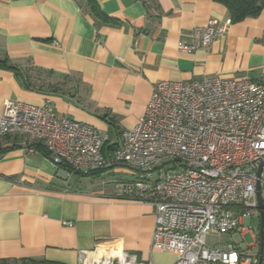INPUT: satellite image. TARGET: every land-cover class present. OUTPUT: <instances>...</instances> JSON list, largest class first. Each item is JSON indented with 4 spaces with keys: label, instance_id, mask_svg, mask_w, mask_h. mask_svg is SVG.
I'll return each instance as SVG.
<instances>
[{
    "label": "crops",
    "instance_id": "crops-1",
    "mask_svg": "<svg viewBox=\"0 0 264 264\" xmlns=\"http://www.w3.org/2000/svg\"><path fill=\"white\" fill-rule=\"evenodd\" d=\"M94 1L96 15L85 0H0V117L6 99L49 101L58 117L106 131L109 152L143 116L158 82L264 80V12L226 24L207 47L180 52L192 27L230 20L223 5ZM28 140L0 135V148L15 146L0 156V264H80L82 254L119 250L172 264V253L151 250L153 207L115 195L114 182L131 174L69 171L39 143L27 152Z\"/></svg>",
    "mask_w": 264,
    "mask_h": 264
},
{
    "label": "built area",
    "instance_id": "built-area-1",
    "mask_svg": "<svg viewBox=\"0 0 264 264\" xmlns=\"http://www.w3.org/2000/svg\"><path fill=\"white\" fill-rule=\"evenodd\" d=\"M228 23L192 27L189 43L178 50L207 47ZM0 135L28 137L27 152L35 153L39 143L53 164L80 173L128 171L133 178L115 181V195L153 207L150 247L172 253V264H264V217L261 259L259 250L250 251L260 245L259 236L252 233L251 245L243 239L254 212L260 223L257 186L264 207V80L158 82L143 116L109 152L106 131L58 117L49 101L6 99ZM210 234L228 241L209 246ZM80 264L145 263L119 250L93 259L82 254Z\"/></svg>",
    "mask_w": 264,
    "mask_h": 264
},
{
    "label": "trees",
    "instance_id": "trees-1",
    "mask_svg": "<svg viewBox=\"0 0 264 264\" xmlns=\"http://www.w3.org/2000/svg\"><path fill=\"white\" fill-rule=\"evenodd\" d=\"M90 12L98 13V7L94 0H85ZM221 5H223L227 11V15L232 23H238L244 21L248 18H255L260 13L264 12V0H214ZM1 64V63H0ZM120 134V133H119ZM109 142V141H108ZM108 144V143H107ZM106 144V146H107ZM105 146V148H106ZM15 146L0 148V156L9 150L13 149ZM40 151L48 156L45 149L40 148ZM69 171H73L68 166L63 167ZM101 170L85 173V175H90L91 173H96ZM77 172V171H76ZM80 173V172H79Z\"/></svg>",
    "mask_w": 264,
    "mask_h": 264
},
{
    "label": "rangeland",
    "instance_id": "rangeland-1",
    "mask_svg": "<svg viewBox=\"0 0 264 264\" xmlns=\"http://www.w3.org/2000/svg\"><path fill=\"white\" fill-rule=\"evenodd\" d=\"M128 173V171L126 172ZM264 178V176L262 177ZM250 226H251V231H249L248 233H246L244 236H243V239H244V242L247 244V245H251L253 243V235L252 233L258 237L259 236V219L256 215V213L254 212L253 213V216H252V220L250 222ZM227 242V237L226 236H218L216 234H210L207 236L206 238V244L209 245V246H214V245H223ZM259 250V246L256 245L255 247H253L250 251L253 252V253H256L258 252ZM249 250H246L244 252H248ZM166 260V259H165ZM175 260V258H174ZM173 260V262H174ZM172 262V263H173Z\"/></svg>",
    "mask_w": 264,
    "mask_h": 264
},
{
    "label": "water",
    "instance_id": "water-1",
    "mask_svg": "<svg viewBox=\"0 0 264 264\" xmlns=\"http://www.w3.org/2000/svg\"><path fill=\"white\" fill-rule=\"evenodd\" d=\"M260 168L261 165L258 169V175L260 173ZM257 201H258V209H259V214H260V223H259V239H260V245H259V258L261 259V255H262V248H263V217H264V212H263V204H262V200H261V196H260V192H259V186H257Z\"/></svg>",
    "mask_w": 264,
    "mask_h": 264
}]
</instances>
